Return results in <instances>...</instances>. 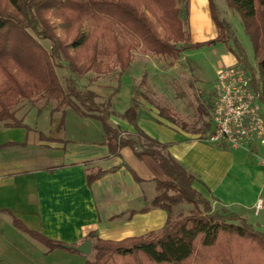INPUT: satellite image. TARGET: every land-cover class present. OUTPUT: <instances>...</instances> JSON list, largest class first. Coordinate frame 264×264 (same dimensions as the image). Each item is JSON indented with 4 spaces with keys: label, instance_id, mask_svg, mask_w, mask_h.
<instances>
[{
    "label": "trees",
    "instance_id": "obj_1",
    "mask_svg": "<svg viewBox=\"0 0 264 264\" xmlns=\"http://www.w3.org/2000/svg\"><path fill=\"white\" fill-rule=\"evenodd\" d=\"M225 2L241 17L257 68L251 66L238 39L229 50L239 66L258 73L264 104V0ZM209 3L218 36L194 43L187 26L189 0H0V124L24 126L16 116L24 101H55L56 111L62 110L63 115L65 108H72L100 121L111 155L129 147L138 158L152 157L168 177L157 181V194L150 203L167 212L164 228L121 240L91 233L89 238L95 240L85 264H264V231L238 211L221 205L214 209L193 187L196 177L170 153L169 145L138 125L135 104L120 115L134 128L126 132L110 122L115 112L96 103L93 91L78 87L77 78L89 72L100 75L116 67L120 75L125 74L132 66L133 51L140 46L174 65L185 51L214 43L229 45L230 24L221 17L215 0ZM57 67L70 73L66 87ZM198 103L201 117L208 116L207 106L199 98ZM155 106L161 116L178 123L167 107ZM211 124V118L204 120L201 131H209ZM105 173L88 171V183ZM185 205L193 206L187 214ZM13 223L51 248L78 252L77 245L47 239L15 217Z\"/></svg>",
    "mask_w": 264,
    "mask_h": 264
},
{
    "label": "crops",
    "instance_id": "obj_2",
    "mask_svg": "<svg viewBox=\"0 0 264 264\" xmlns=\"http://www.w3.org/2000/svg\"><path fill=\"white\" fill-rule=\"evenodd\" d=\"M218 1L222 3H215ZM187 26L194 43L218 36L209 0H189ZM237 64L236 55L227 49L220 52L216 69ZM127 99L141 107L137 110L138 125L169 145L170 153L196 177L193 187L203 197L239 213L254 208L264 191L263 159L247 149L208 142L212 124L203 133L202 127L188 129L168 121L144 92L137 95L128 88ZM201 102L207 106L208 117L197 120L210 121L213 104L207 97ZM29 103L16 109L24 126L0 124V264H85L87 259L64 247L51 248L16 226L14 217L30 231L68 245H79L91 233L121 240L164 228L167 212L150 207V203L157 194V181L168 177L152 157L138 158L129 147L111 155L97 119L77 113L82 128L67 130L63 122L69 111L58 115L54 108L47 109L49 105L43 100ZM141 109L147 114L142 115ZM116 113L119 121L111 123L133 132L120 117L123 112ZM74 131L79 138L72 137ZM90 169L106 173L88 183Z\"/></svg>",
    "mask_w": 264,
    "mask_h": 264
},
{
    "label": "rangeland",
    "instance_id": "obj_3",
    "mask_svg": "<svg viewBox=\"0 0 264 264\" xmlns=\"http://www.w3.org/2000/svg\"><path fill=\"white\" fill-rule=\"evenodd\" d=\"M216 5L221 17L230 24L229 45L219 43L214 46L185 51L174 65L169 64V59L154 55L146 51L144 46H140L133 51V66L125 74L120 75L119 69L116 67L100 75L89 72L87 75L77 78L79 89L82 91H93L96 94V103L101 104L103 107L106 106L110 111L115 112L110 116V122H116L119 119V115L116 112L124 113L128 107L134 104L137 106V110L141 108L136 101L128 103L127 91L128 88H132L133 93H137V95L144 92L155 105L167 107L177 119L179 126L183 127V124L187 125L186 128L188 129H200L203 122L202 120H197V118L201 117V114L195 110V107L198 104V98L201 100L203 97H207L211 104L215 100L216 72L218 70L216 66L220 52L229 49L230 46L233 47V40L236 38L245 49L251 66L257 68L252 43L245 31L241 17L227 6L225 0H222V3L220 1ZM43 44L47 48L49 47L48 42L44 41ZM144 69H147L146 75L141 76ZM57 73L66 87L70 73L67 69L59 67H57ZM149 74L152 77H149ZM29 102L24 101L23 106H29ZM43 102L48 103L49 107L47 109L54 108L56 110L57 104L55 101L49 102L43 99ZM66 110L69 113L66 114L63 125L67 126V130L68 128L69 130L82 128L79 125L77 112L72 108H65ZM61 112L62 110L58 111L57 114L59 115ZM141 112L142 115L147 114L143 109H141ZM202 117L205 118V115H202ZM97 123L99 124V122ZM87 128L91 127L87 126ZM78 136L79 133L74 131L72 137L79 138ZM247 150L252 151L255 156L264 160V145L259 142L248 143ZM95 170L97 169H90L89 171ZM211 204L214 209L220 208V205L216 203ZM183 207H185L186 214L189 209H193L192 205ZM241 213L256 229L264 231V209L259 214H255L254 208L241 210Z\"/></svg>",
    "mask_w": 264,
    "mask_h": 264
},
{
    "label": "built area",
    "instance_id": "obj_4",
    "mask_svg": "<svg viewBox=\"0 0 264 264\" xmlns=\"http://www.w3.org/2000/svg\"><path fill=\"white\" fill-rule=\"evenodd\" d=\"M261 98L262 85L256 71L251 73L238 64L218 70L211 111L213 128L206 140L230 149H247V144L252 142L264 145V104ZM254 209L255 214L264 209V191Z\"/></svg>",
    "mask_w": 264,
    "mask_h": 264
},
{
    "label": "water",
    "instance_id": "obj_5",
    "mask_svg": "<svg viewBox=\"0 0 264 264\" xmlns=\"http://www.w3.org/2000/svg\"><path fill=\"white\" fill-rule=\"evenodd\" d=\"M76 251L82 253L85 256H89L93 250V241L91 239H85L82 243L74 247Z\"/></svg>",
    "mask_w": 264,
    "mask_h": 264
}]
</instances>
